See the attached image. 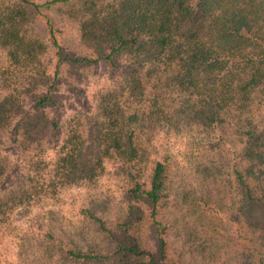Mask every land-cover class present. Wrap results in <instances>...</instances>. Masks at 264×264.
<instances>
[{"label": "trees", "instance_id": "1", "mask_svg": "<svg viewBox=\"0 0 264 264\" xmlns=\"http://www.w3.org/2000/svg\"><path fill=\"white\" fill-rule=\"evenodd\" d=\"M0 264H264V0H0Z\"/></svg>", "mask_w": 264, "mask_h": 264}, {"label": "rangeland", "instance_id": "2", "mask_svg": "<svg viewBox=\"0 0 264 264\" xmlns=\"http://www.w3.org/2000/svg\"><path fill=\"white\" fill-rule=\"evenodd\" d=\"M106 67L103 64H99L98 67V76L106 75ZM88 89L90 86H87ZM86 94L89 93L87 88H85ZM60 96L63 101L62 112L67 113L75 110L84 108L85 106V97L78 96L69 90H61ZM110 183L111 188H114L116 185L111 183L108 179H104L103 187H106ZM117 193V192H116ZM76 188L63 189L61 191L59 200L55 202L56 209H60L62 214V220L65 224L68 225L71 229H75L81 233H87L91 231V227L88 223L84 222L79 215V204L80 197L77 195ZM2 250L6 253L8 257L11 256L9 248L3 246Z\"/></svg>", "mask_w": 264, "mask_h": 264}]
</instances>
